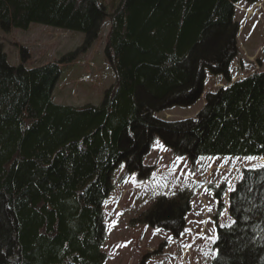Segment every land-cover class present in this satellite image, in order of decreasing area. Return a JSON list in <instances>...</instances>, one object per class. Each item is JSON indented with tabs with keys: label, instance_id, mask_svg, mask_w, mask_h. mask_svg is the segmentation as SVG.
I'll use <instances>...</instances> for the list:
<instances>
[{
	"label": "trees",
	"instance_id": "trees-1",
	"mask_svg": "<svg viewBox=\"0 0 264 264\" xmlns=\"http://www.w3.org/2000/svg\"><path fill=\"white\" fill-rule=\"evenodd\" d=\"M256 1L0 0L1 31L36 24L78 32L79 52L107 22L104 56L114 77L97 104H56L64 58L27 67L20 48L11 66L0 50V264H104L112 179L121 165L146 174L142 157L154 137L191 160L264 157V70L208 93L195 119L155 116L194 104L205 70L229 81L234 6ZM233 189L235 223L217 228L211 264H264V166L243 171ZM183 199L167 200L175 208L159 212L153 227L175 233Z\"/></svg>",
	"mask_w": 264,
	"mask_h": 264
},
{
	"label": "rangeland",
	"instance_id": "rangeland-1",
	"mask_svg": "<svg viewBox=\"0 0 264 264\" xmlns=\"http://www.w3.org/2000/svg\"><path fill=\"white\" fill-rule=\"evenodd\" d=\"M252 6L245 2L237 5L235 21L240 26L235 37L237 56L231 63V82L264 70V11L261 10L264 3L258 4L260 7L254 8L253 14L247 12ZM107 31L105 22L93 45L79 52L83 34L32 24L25 31L0 30V50L11 66L20 63V48L28 55L27 67L64 58L55 84L54 102L78 107L97 104L114 80L104 56ZM204 79L202 94L194 104L187 108H169L155 116L168 122L195 119L205 104L206 93L225 84L208 71ZM151 146L142 157V165L147 168L142 178H138L137 172L125 174L121 165L120 175L112 179V192L118 193L110 194L104 208L107 217L104 264H211L215 256L216 226L228 225L231 221L227 207L229 188L243 169L260 163L250 157H209L191 163L166 148L157 137ZM124 176L127 181L122 180ZM221 186H226V190H219ZM183 190L186 199L182 204L186 203V210L180 227L173 228L176 224H171L175 231L179 229L174 233L167 228L153 227L159 212L175 208L167 199L157 201L158 196L171 198ZM214 192L219 195L218 199ZM152 203L156 205L147 213Z\"/></svg>",
	"mask_w": 264,
	"mask_h": 264
},
{
	"label": "snow or ice",
	"instance_id": "snow-or-ice-1",
	"mask_svg": "<svg viewBox=\"0 0 264 264\" xmlns=\"http://www.w3.org/2000/svg\"><path fill=\"white\" fill-rule=\"evenodd\" d=\"M235 189H232L231 187L229 188V191H234ZM210 210V209H209ZM223 214V213H221ZM233 224L235 223V221L232 222ZM222 227H231L232 225L229 224V225H221Z\"/></svg>",
	"mask_w": 264,
	"mask_h": 264
}]
</instances>
